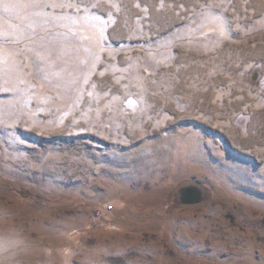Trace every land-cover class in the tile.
<instances>
[{"label":"rangeland","instance_id":"374dc122","mask_svg":"<svg viewBox=\"0 0 264 264\" xmlns=\"http://www.w3.org/2000/svg\"><path fill=\"white\" fill-rule=\"evenodd\" d=\"M0 264H264V0H0Z\"/></svg>","mask_w":264,"mask_h":264},{"label":"water","instance_id":"95a60500","mask_svg":"<svg viewBox=\"0 0 264 264\" xmlns=\"http://www.w3.org/2000/svg\"><path fill=\"white\" fill-rule=\"evenodd\" d=\"M202 200L200 188L191 186L184 190L183 201L186 204H198Z\"/></svg>","mask_w":264,"mask_h":264},{"label":"built area","instance_id":"2783aa9c","mask_svg":"<svg viewBox=\"0 0 264 264\" xmlns=\"http://www.w3.org/2000/svg\"><path fill=\"white\" fill-rule=\"evenodd\" d=\"M108 209H110V210H111V209H112V207L110 206V207H108Z\"/></svg>","mask_w":264,"mask_h":264}]
</instances>
